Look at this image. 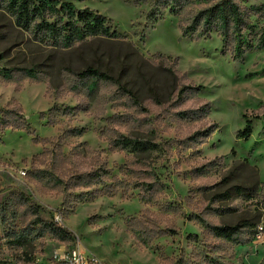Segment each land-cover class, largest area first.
<instances>
[{
  "label": "rangeland",
  "instance_id": "rangeland-1",
  "mask_svg": "<svg viewBox=\"0 0 264 264\" xmlns=\"http://www.w3.org/2000/svg\"><path fill=\"white\" fill-rule=\"evenodd\" d=\"M62 1L111 19L131 48L76 44L34 60L0 13V108L29 125L0 134V264H64L75 249L92 264H264V47L234 62L217 34L192 42L178 16L147 20L155 0ZM207 5L192 0L182 22ZM252 21L258 32L264 21ZM144 59H178V90ZM97 62L117 76L135 65L122 86L77 75ZM245 115L252 134L239 138ZM120 136L157 146L125 150ZM38 217L74 237L29 234ZM223 227L236 232L220 235Z\"/></svg>",
  "mask_w": 264,
  "mask_h": 264
},
{
  "label": "trees",
  "instance_id": "trees-1",
  "mask_svg": "<svg viewBox=\"0 0 264 264\" xmlns=\"http://www.w3.org/2000/svg\"><path fill=\"white\" fill-rule=\"evenodd\" d=\"M191 1L155 0L146 13V18L149 21H159L164 19L167 14L180 17L182 36L192 42L199 41L202 38L209 39L213 34H217L222 38L223 55L229 53L234 62L248 52L264 47V24L256 32L257 26L252 21L253 16H256L259 21H264V4L247 6L243 5L240 0H196L208 3V5L195 13L189 23L184 24L182 22L183 11ZM0 13L10 20L14 29L27 36L26 41L21 46L35 47V50L31 51L34 60L36 59V53L46 51V49L56 53L65 52L76 46V44H79V49H84L88 45H96V42L111 47L127 45L131 48V44L122 41L123 36L119 34L116 28L112 27L111 19L89 7L75 9L71 3H64L62 0H0ZM85 51L97 54L99 49L98 47H89ZM156 56L161 59L170 58L161 54ZM2 60H4V56L0 54V61ZM144 62L148 66L153 65L156 72H164L168 77L169 88L174 89L175 92L178 90L179 72L176 70L178 59H174L172 66L165 63L156 65L158 63L156 61L145 60ZM101 64L100 62L88 64L77 75L85 81H108L122 86V80L128 76L130 66L132 69L135 65L128 66L127 63H122L125 73H120L117 76V73H114V69L110 68L109 65L107 67ZM30 71L32 69H28V72ZM143 77H145L144 74ZM154 86H157V83ZM133 88L128 92H132L131 99L133 102L139 104L137 96L132 91ZM187 89L200 92L204 88L202 86H188ZM245 118V128L237 133L239 138H248L252 134L253 118L248 115H245ZM28 126L25 116L20 111L0 108V134L7 129L20 130L26 129ZM211 134V130H205L200 136L201 138H209ZM114 144L116 147L133 152L149 151L157 146L151 141L131 136H120L114 141ZM238 190L239 193L243 192L241 189ZM34 224L38 225L39 228L30 229L29 234L36 232L39 237L50 234L62 241L74 237L70 231L55 221L46 222L38 217ZM218 231L220 235L232 237L236 229L223 227L218 228ZM257 233H260V231H257ZM14 239L20 246H24L27 242L21 235L15 236Z\"/></svg>",
  "mask_w": 264,
  "mask_h": 264
},
{
  "label": "built area",
  "instance_id": "built-area-1",
  "mask_svg": "<svg viewBox=\"0 0 264 264\" xmlns=\"http://www.w3.org/2000/svg\"><path fill=\"white\" fill-rule=\"evenodd\" d=\"M261 233H259L260 235ZM93 259L87 255H84L79 250L75 249L72 251V254L66 259L64 264H92Z\"/></svg>",
  "mask_w": 264,
  "mask_h": 264
}]
</instances>
